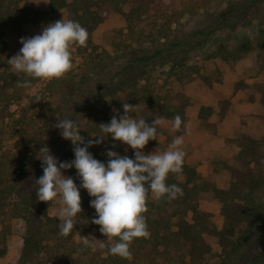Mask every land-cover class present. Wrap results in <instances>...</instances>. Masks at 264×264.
<instances>
[{
	"label": "trees",
	"instance_id": "trees-1",
	"mask_svg": "<svg viewBox=\"0 0 264 264\" xmlns=\"http://www.w3.org/2000/svg\"><path fill=\"white\" fill-rule=\"evenodd\" d=\"M133 11L138 9L153 8L154 0H132ZM84 5V6H82ZM67 8L69 19L78 21L89 32V39L86 47L77 46L78 54L85 52V59L82 66L81 79L79 81L53 79L51 82L63 81L61 111L64 108H72L73 114L80 116V124H87L86 117H92L101 112L102 107L108 105L110 100L123 112L122 103L138 105L134 116L142 117L151 124V119L156 116H163L166 120H173L178 114L185 123V108L190 103L185 95L179 93L175 99L170 89L160 84V78H155L153 72L166 66L173 69L180 67L188 68L189 62L194 59L199 50L204 48L205 41L219 32L232 33L234 44L230 50L219 49L217 55L224 61L237 62L249 56L255 48H264V0H239L227 9L219 12L217 16H208L207 22L201 21L188 31L184 36L176 37L175 43L168 44L166 41L159 44L154 50L138 53V49H125L119 54H110L108 51L99 52V47L92 40L94 30L104 22L109 11L98 2L92 0H50L48 12H54ZM95 8V9H94ZM16 14L5 7L4 0H0V102L8 100L15 103L24 97L19 95L23 88L17 87V81L26 80L25 74L15 73L8 59V43L4 37V26L8 20L16 22L15 28L21 37L24 36L22 24L29 22L26 12L18 7ZM204 37L197 43H190V39ZM84 50V51H82ZM38 80V79H34ZM70 81V82H69ZM35 81H32V83ZM51 86L47 87L49 90ZM260 101L264 106V82L259 86ZM110 99V100H109ZM212 110L203 108L199 116L206 118ZM9 113V107H2L0 104V120L5 121L12 117V123L16 128L18 136L24 143L25 150L32 153L33 158L38 157L42 144L53 153L58 139H63L60 132L46 131L43 128L28 126L27 121ZM79 115V116H78ZM182 124V126L184 125ZM59 142V141H58ZM241 148L239 160L242 168L232 169V182L228 190L219 189L209 180H206L193 167L184 162L182 172L170 174L167 183L177 184L183 190V195L174 200L167 196L153 201L151 192L147 198V212L144 213L150 235L146 238L135 239L131 245H137V250L132 252L133 260L113 256L108 252V244L103 247L89 237L90 241L96 244L97 251L90 255L92 248L82 243V237L86 236V226L82 221L76 229H79L80 242L76 247H84L79 251L76 247L68 245L62 239H55L53 245L49 238L41 237V229L46 224L39 216L44 214L47 204L39 206L34 181L43 175V169L28 167L25 165L19 170L13 162L8 160L7 155L0 150V216L8 214L14 218H22L27 222V234L24 239L22 255L18 264H31V260L47 252L51 256L45 264H158L155 256H159V243L172 247L175 251H184L188 261L181 264H209L208 257L212 253V247L202 235V231L213 232L217 238L222 252L219 264H264V201L256 199V192L264 191V135L260 138L242 136L238 139ZM155 141H149L148 147L153 146ZM135 159L134 151L127 155ZM73 175L77 176V170L71 168ZM181 176L186 178L180 180ZM32 178V180H30ZM212 190L221 198L223 203V214L226 218L221 230H210L207 225L209 215L199 209L197 195L201 191ZM5 209H8L6 211ZM169 210H173L169 213ZM191 211L195 224H191L182 217L178 222V230L170 235H162L157 228L164 225L165 230L170 227L173 214ZM44 214V215H43ZM96 217V215L94 216ZM89 218L88 224L93 228ZM197 222V223H196ZM202 225V230L197 226ZM73 233V232H72ZM72 235V234H71ZM255 238L259 240L254 251L246 261L241 262L240 255L247 248L250 241ZM118 239V238H116ZM0 243V256L4 255L5 249ZM61 249H64L60 253ZM78 252L79 257L66 254L65 250ZM108 253V257L102 254ZM158 258V257H157ZM82 262V263H81Z\"/></svg>",
	"mask_w": 264,
	"mask_h": 264
},
{
	"label": "rangeland",
	"instance_id": "rangeland-1",
	"mask_svg": "<svg viewBox=\"0 0 264 264\" xmlns=\"http://www.w3.org/2000/svg\"><path fill=\"white\" fill-rule=\"evenodd\" d=\"M82 3L83 0H78ZM95 1V0H92ZM153 8L138 9V12L132 13V0H96L99 5L103 6L109 14L102 24H100L92 33V40L99 47V52L108 51L110 54H119L125 49L137 48L138 53L154 50L160 43L166 41L168 44L175 43L176 37L184 36L196 24L201 21L207 22L208 16H217L219 12L227 9L239 0H154ZM50 0H4L5 7L18 12V7L23 9L29 22L22 24L24 30V38L33 37L41 34L44 26L49 23L69 19V11L67 8L56 10L49 13ZM84 6V5H82ZM95 9V8H94ZM18 26L16 22L8 20L4 26V37L8 43L6 54L12 58L21 49L22 45L19 31L15 28ZM232 33L225 31L219 32L212 36L202 51H198L194 59L189 63L190 66L185 70L180 67L176 71L169 67L159 68L153 72L155 78H160V84H164L167 89L171 90L175 99V95L181 93L187 97L189 104L185 108L186 121L180 131L172 128L171 123H167L162 128L160 142L155 141L153 146H146L143 151L152 153L159 148L163 152L167 149L169 143L176 137L183 135L184 144L182 148L185 155V161L197 170L195 166L188 163V159L193 160L196 164L202 165L206 173H211V177H202L209 180L219 189L228 190L232 182V169H239L243 164L239 160L241 148L238 139L242 136H250L260 138L264 135V106L260 101L259 86L264 82V48H255L247 57L237 61H224L217 55L221 48L230 50L234 44ZM204 37L190 39V43H197ZM84 51V50H82ZM85 52L78 54L77 46L72 49L73 69L68 72L62 79L79 81L81 79L82 66L85 59ZM15 72V71H14ZM18 73V72H15ZM22 74V73H18ZM31 79V86L23 88L19 94L24 97L15 103L3 100L0 102L2 107H9V113L22 115L27 121V125L34 128H43L46 131L60 132L55 124L58 119L70 117L81 121L80 116L73 114L72 108H60L63 81L51 82L52 80H34ZM32 81H35L32 83ZM70 82V81H69ZM51 86L47 90L48 86ZM110 100V99H109ZM108 105L102 107L101 112L94 114L92 117H86L87 124L81 123V135L85 139L91 136L101 135L99 125L110 122L111 116L114 114L113 109H118L114 100H110ZM203 108L212 110L211 114H206V118H200L199 113ZM123 113L121 110H119ZM169 121V120H167ZM103 144L89 148V152L93 156L107 164V150L112 149L120 155H128L134 151L130 146L123 142H117L111 136L105 137ZM59 141V142H58ZM55 151L52 153L60 161H71L75 159L73 145L65 139H58ZM113 145L115 147L113 148ZM0 150L4 152L8 160L13 162L19 170L21 167L41 168L42 162L37 158H33L32 153L25 150L24 143L18 136L12 117H8L5 121L0 120ZM75 169V168H74ZM65 176H71L79 187L81 180L73 175L72 170L63 173ZM32 180V178L30 179ZM180 180L185 181L186 178L181 176ZM82 198V213L75 218V221H82L87 225L86 232L88 237H94L97 243L103 247L106 243L109 247L116 242V238L108 240L100 231V226L90 228L88 220L96 215L95 209L90 206L93 199L87 190L80 188ZM256 199L264 201V191L255 193ZM153 201L158 198L151 193ZM199 209L208 214L210 224L207 225L210 230H221L225 224L226 218L223 214V203L221 198L212 190L201 191L197 195ZM47 202H40L39 206L45 205ZM61 207L58 201H52L47 204L44 211L46 217L39 216L46 224L39 232L41 237L49 238L51 241L45 240L48 245H53L55 239H62L68 245L76 247L80 242L78 236L79 229L75 223L73 233L67 237L60 235L58 210ZM8 211V209H5ZM173 211V210H172ZM169 210V213H172ZM43 214V215H44ZM191 224H195L194 216L191 211L186 214L178 212L173 214L170 227L165 230L162 225L157 228L162 235H170L178 230V222L181 218ZM197 223V222H196ZM198 230H202V225L197 226ZM150 233V232H149ZM27 234V222L22 218H14L9 213L0 216V243L3 244L5 253L0 256V264H18L22 255L24 239ZM150 235V234H149ZM202 235L212 247V253L208 257L209 264H219L220 254L222 252L218 238L213 232L202 231ZM97 239V240H96ZM257 239V238H255ZM254 237L248 244L247 248L241 253V262L246 261L259 240ZM54 241V242H53ZM159 256H155L158 264H181L182 261H188L189 258L184 251L172 250L159 243ZM79 251H84V247H76ZM71 249L65 250L66 254H72L78 258V252H72ZM64 249H61L60 253ZM137 250V245L132 246V252ZM47 251V250H46ZM35 256L30 262L31 264H45L51 256L47 252ZM97 249H91L90 255L95 253ZM108 253L102 254V257H108ZM130 260H133V256ZM82 263V262H81ZM53 264V262H49ZM138 264V263H134Z\"/></svg>",
	"mask_w": 264,
	"mask_h": 264
},
{
	"label": "clouds",
	"instance_id": "clouds-1",
	"mask_svg": "<svg viewBox=\"0 0 264 264\" xmlns=\"http://www.w3.org/2000/svg\"><path fill=\"white\" fill-rule=\"evenodd\" d=\"M88 39V30L78 21L63 18L44 26L41 34L22 37L21 49L8 59V64L13 71L32 79H59L74 67L73 47H86ZM30 86L31 79L17 81V87ZM122 107L123 113L113 109L110 122L99 125L101 135L87 140L81 135L79 120L70 117L58 119L55 127L63 139L72 143L75 159L60 161L46 144H42L38 158L42 162L43 175L34 183L40 202L60 203L59 234L65 237L73 232L75 218L83 211L80 188L87 190L93 198L90 206L96 211L92 224L100 226L101 233L108 240L118 238L109 247V254L131 259L133 241L150 234L144 215L148 193H154L157 198L167 196L169 200L183 195L182 188L168 184L167 179L170 174L182 172L186 153L182 148L183 135L176 136L163 152L159 148L152 153L143 151L149 141L160 142L165 124L171 123L174 130L180 131L184 123L180 115L171 121L159 115L149 124L142 117H133L138 105L122 103ZM108 136L130 146L135 159L108 149L107 164L97 160L89 148L103 144ZM73 167L81 180L79 187L71 176L63 174ZM81 239L84 246L95 250L96 244L89 237Z\"/></svg>",
	"mask_w": 264,
	"mask_h": 264
},
{
	"label": "crops",
	"instance_id": "crops-1",
	"mask_svg": "<svg viewBox=\"0 0 264 264\" xmlns=\"http://www.w3.org/2000/svg\"><path fill=\"white\" fill-rule=\"evenodd\" d=\"M188 163L191 164V166H192V165L195 166V167L197 168V170H198L200 173L203 174V176L208 177V178L211 177V173H206L205 170H204V168L202 167V165H200V164H196V162L193 161V160H191V158H190V160L188 159Z\"/></svg>",
	"mask_w": 264,
	"mask_h": 264
}]
</instances>
